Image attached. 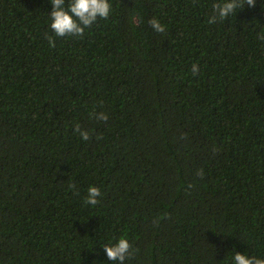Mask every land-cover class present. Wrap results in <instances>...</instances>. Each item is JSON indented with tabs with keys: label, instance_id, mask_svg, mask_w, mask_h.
Instances as JSON below:
<instances>
[{
	"label": "trees",
	"instance_id": "obj_1",
	"mask_svg": "<svg viewBox=\"0 0 264 264\" xmlns=\"http://www.w3.org/2000/svg\"><path fill=\"white\" fill-rule=\"evenodd\" d=\"M217 2L110 0L56 37L48 0H0V264H116L121 236L124 264L264 258V0Z\"/></svg>",
	"mask_w": 264,
	"mask_h": 264
},
{
	"label": "clouds",
	"instance_id": "obj_2",
	"mask_svg": "<svg viewBox=\"0 0 264 264\" xmlns=\"http://www.w3.org/2000/svg\"><path fill=\"white\" fill-rule=\"evenodd\" d=\"M48 3L51 8L48 12V28L56 37L82 36L86 28H89L98 19L108 18L112 11L110 0H48ZM248 5L252 7L254 0H249ZM239 7V0H218L212 7L209 23L227 20L236 13ZM150 23L156 32L164 30V26L158 20L153 19ZM52 43L50 38L49 44ZM195 71L196 66L193 65V72ZM99 196V188L90 185L87 190L86 204L96 205ZM130 247L127 238L121 236L118 239L110 240L100 248H102L107 261L124 264L131 254ZM228 264H264V258L234 251Z\"/></svg>",
	"mask_w": 264,
	"mask_h": 264
}]
</instances>
